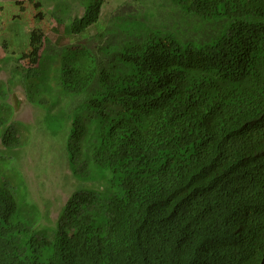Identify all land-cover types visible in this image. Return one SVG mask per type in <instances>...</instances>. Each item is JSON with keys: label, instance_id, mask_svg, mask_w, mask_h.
<instances>
[{"label": "trees", "instance_id": "1", "mask_svg": "<svg viewBox=\"0 0 264 264\" xmlns=\"http://www.w3.org/2000/svg\"><path fill=\"white\" fill-rule=\"evenodd\" d=\"M79 1L74 18L56 2L63 42L19 67L32 101L47 66L45 125L100 186L44 227L0 149V264H264V0ZM12 119L0 103L8 150L31 139Z\"/></svg>", "mask_w": 264, "mask_h": 264}, {"label": "rangeland", "instance_id": "2", "mask_svg": "<svg viewBox=\"0 0 264 264\" xmlns=\"http://www.w3.org/2000/svg\"><path fill=\"white\" fill-rule=\"evenodd\" d=\"M36 1L39 2L41 11L47 15V20L49 21H46L47 23L43 26L42 44L35 51L34 57L31 58L34 60H36L37 54L39 56L43 51L46 53H50L51 51V49L45 51L46 41L44 36L46 37V33L55 28L52 27L53 23L57 25L52 15L58 0ZM65 1L69 5L72 16L73 13L82 14L84 9L79 0H63V2ZM125 1L107 0L104 6V14L111 13ZM13 10L10 6L0 9V36L2 35V31L5 30H8V34H13V30L17 34H24L25 24L30 20L29 14L28 12L16 13L17 11ZM17 14L20 15L17 16ZM6 53V56L9 55L11 57L5 58L0 54V84H4L0 88V103H8L12 106V120L27 124L31 131V139L28 145L9 150L5 149L0 141V149L6 156L12 159V163L15 164L22 174L28 186L29 198L38 205L41 211L42 226L55 227L59 214L68 198L76 189L80 187L97 188L100 186V183L80 181L74 177L69 167L65 150L68 128L55 135L45 125L44 117L46 111L38 104L41 99L38 91L39 87L43 85V78L46 80L43 74L49 72L47 66L40 71L38 83H35L29 89V93L33 94L34 97L31 101L27 96L25 84L21 79L23 75L20 72L23 69L19 67L21 65L19 57L22 53L20 51H6Z\"/></svg>", "mask_w": 264, "mask_h": 264}, {"label": "crops", "instance_id": "3", "mask_svg": "<svg viewBox=\"0 0 264 264\" xmlns=\"http://www.w3.org/2000/svg\"><path fill=\"white\" fill-rule=\"evenodd\" d=\"M35 1L36 0H0V9L2 8L5 9L6 6H10L12 10L15 8L14 10L17 11L16 13L28 12L29 19H30L27 21L28 23L25 24L24 34H17L15 30H13V34H8L7 33L8 30L2 31V35L0 36V54H2V56H4L5 58L11 57L9 55L6 56L7 54L6 51H9V52L10 51H13V52L20 51L22 55H25V54L30 55L31 53L35 54V51L41 47L42 36H43L42 34L44 30L43 26L45 23H47L46 21H49V20H47L48 18H47V15L45 14L43 18V13H42L43 11H41V6L39 5V2L37 1L35 2ZM82 14L73 13L72 18H74L75 16H81ZM19 15L17 14V16ZM71 19L70 20L66 19L64 24H59L58 22H56L57 25H55L54 23L52 24V27H55V28H52L50 32L48 31V33H46V35H49L48 37H49L50 42L48 41L47 43V40H46L45 51L49 49L53 50L59 47L60 41L63 42L62 39L64 36L62 34L64 31H67V28L69 27V22H71ZM53 33L56 34L57 36L56 37L53 36ZM87 35L89 36L90 33H88ZM1 40L3 41V44ZM83 40H84V36L80 38V40L72 36L71 38L65 41V44H70V43L73 44L79 41L81 43H84Z\"/></svg>", "mask_w": 264, "mask_h": 264}, {"label": "built area", "instance_id": "4", "mask_svg": "<svg viewBox=\"0 0 264 264\" xmlns=\"http://www.w3.org/2000/svg\"><path fill=\"white\" fill-rule=\"evenodd\" d=\"M21 63L26 64L25 66H29V65L36 66L38 64V54H37L36 60L28 59L27 62H24L23 60H21Z\"/></svg>", "mask_w": 264, "mask_h": 264}]
</instances>
